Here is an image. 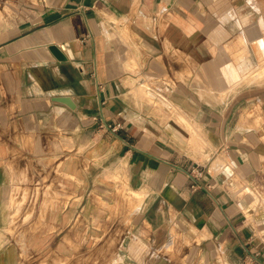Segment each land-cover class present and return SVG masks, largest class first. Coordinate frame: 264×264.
Segmentation results:
<instances>
[{
	"label": "crops",
	"instance_id": "1",
	"mask_svg": "<svg viewBox=\"0 0 264 264\" xmlns=\"http://www.w3.org/2000/svg\"><path fill=\"white\" fill-rule=\"evenodd\" d=\"M53 1L0 24V264L34 160L67 198L30 264H264V0Z\"/></svg>",
	"mask_w": 264,
	"mask_h": 264
},
{
	"label": "rangeland",
	"instance_id": "2",
	"mask_svg": "<svg viewBox=\"0 0 264 264\" xmlns=\"http://www.w3.org/2000/svg\"><path fill=\"white\" fill-rule=\"evenodd\" d=\"M53 2V0H0V24L3 21L16 24L23 18L31 17L36 15L37 12L53 8ZM243 52L244 51H242V53ZM259 54L262 55V60H264V49L260 50ZM249 72L253 73L255 77H259V73H261L260 68L257 72L256 68ZM241 83L244 82L241 81L236 84ZM156 99V103L162 104L163 101L159 100L157 97ZM152 100L154 101L155 99ZM243 100L244 99L237 100V105L242 103ZM64 136L63 138L60 137L55 140L57 143L56 146L61 149H67L61 151L63 154L73 153V151L68 152V148L71 147V145H68V137L66 135ZM78 149L80 152L83 147L80 146L77 148V152ZM44 163H48V167H46ZM47 163H39L36 160L29 161L27 169H24L22 172L17 170L18 172L13 176L11 183L7 185L5 190L4 213L6 224L2 227L1 239L2 242H8L17 247H19V245L23 246L24 249L21 250L23 264H30V252L25 248L26 238L31 231L38 229L40 223L47 217L49 206L53 205L57 200L62 201L67 198V195L59 193V187L65 188V183L60 177L58 179L51 178V171L54 170V168H52L54 167L52 166L53 162L49 161ZM115 163L116 162H113L112 164ZM110 164L109 166H112ZM35 170L36 172H34ZM37 174L43 175V177H37ZM127 195L129 196L130 194ZM258 195L259 194H257V196ZM258 197H260V195ZM133 210L135 211L136 209ZM14 218L15 221L11 222ZM11 225H13V231L8 230ZM115 261L116 259L113 262Z\"/></svg>",
	"mask_w": 264,
	"mask_h": 264
},
{
	"label": "water",
	"instance_id": "3",
	"mask_svg": "<svg viewBox=\"0 0 264 264\" xmlns=\"http://www.w3.org/2000/svg\"><path fill=\"white\" fill-rule=\"evenodd\" d=\"M54 51L56 52V54L58 55V57L60 59H64L65 58V56L63 55V53L61 51L57 50V48H54Z\"/></svg>",
	"mask_w": 264,
	"mask_h": 264
},
{
	"label": "bare ground",
	"instance_id": "4",
	"mask_svg": "<svg viewBox=\"0 0 264 264\" xmlns=\"http://www.w3.org/2000/svg\"><path fill=\"white\" fill-rule=\"evenodd\" d=\"M259 74H260V73H259ZM256 78H257V77H256ZM146 91H147V90H146ZM147 92H148V91H147ZM149 92H151V91L149 90ZM149 92H148V93H149ZM148 93H147V94H148ZM143 94H144V93H143ZM145 94H146V93H145ZM145 94H144V95H145ZM149 94L151 95V93H149ZM149 94H148V96H149ZM145 96H146V95H145ZM147 98H148V97H147ZM151 98H152V97H150V99H151ZM181 117H185V116H184V115H181ZM185 122H186V121H185ZM192 126H193V125H192ZM190 127H191V126H190ZM195 131H196V130H195ZM193 139L196 140V137L193 136ZM9 229H10V228H9ZM11 231H12V229H11ZM173 232H175V230H174Z\"/></svg>",
	"mask_w": 264,
	"mask_h": 264
},
{
	"label": "built area",
	"instance_id": "5",
	"mask_svg": "<svg viewBox=\"0 0 264 264\" xmlns=\"http://www.w3.org/2000/svg\"><path fill=\"white\" fill-rule=\"evenodd\" d=\"M119 126H120V123H117V124H115L114 126H112V128H113V129H117ZM199 174H201V171H199L198 174L195 175V176H198Z\"/></svg>",
	"mask_w": 264,
	"mask_h": 264
}]
</instances>
